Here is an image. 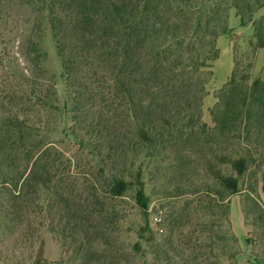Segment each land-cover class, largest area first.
<instances>
[{
  "label": "trees",
  "instance_id": "trees-1",
  "mask_svg": "<svg viewBox=\"0 0 264 264\" xmlns=\"http://www.w3.org/2000/svg\"><path fill=\"white\" fill-rule=\"evenodd\" d=\"M27 1L46 14L70 91L72 120L80 119L77 107L86 98L96 116L85 135L95 148L104 141L108 153L125 166L107 179L105 193L116 200L133 191L144 221L139 238L151 245L155 263L233 264L239 250L233 249L237 239L231 232L230 198L243 192H248L246 201L260 224L256 237L264 243V207L255 196L258 175L264 190V80L239 71L237 63L210 111L213 126L202 119L211 63L219 58L218 38L231 31L230 10L241 26L252 25V51L264 50V17L254 18L264 0ZM31 46L38 62L45 54L37 43ZM51 109L58 111L57 106ZM42 132L18 121L14 138L11 132L0 138V163L6 167L0 208L5 217L20 218L31 210L30 200H37L41 190L56 195L55 178L70 174L71 167L59 171V152ZM167 151L177 155L181 177L189 181L187 167L195 156L211 182H190L176 190L177 196L193 195L197 206L194 212L169 214L163 224L158 222L160 233L163 225L167 228L158 241L149 221L151 198L143 168L128 176L127 171L142 153L159 160ZM19 155L22 171L15 166ZM60 200L69 221L87 220L92 213L86 210L80 217L70 195ZM135 250L146 263L142 242ZM118 261L112 256L110 263ZM253 262L264 264V259L257 255ZM33 264L51 263L40 250Z\"/></svg>",
  "mask_w": 264,
  "mask_h": 264
},
{
  "label": "rangeland",
  "instance_id": "rangeland-1",
  "mask_svg": "<svg viewBox=\"0 0 264 264\" xmlns=\"http://www.w3.org/2000/svg\"><path fill=\"white\" fill-rule=\"evenodd\" d=\"M44 15L27 0H0V138L6 132L13 135V125L18 121L27 126L34 124L42 129L45 141L52 142L58 150L59 171L71 169L70 174L61 172L55 178L56 195L41 190L37 200H30L31 210L23 212L20 218L5 217L0 208V264H33L40 250L51 264H107L112 256L119 259V264H160L153 259L151 245L139 238L144 221L133 191L116 200L108 199L105 193L107 179L125 166L108 153L104 141L95 148L85 135L96 116L86 98L77 107L80 119L76 123L72 120L70 91ZM229 15L231 31L218 38L219 58L211 63L213 73L202 103V119L209 126H213L210 111L217 102V94L237 63L239 71L249 70L252 79L264 80V50L253 52L250 47V41H254L252 25L241 26L234 9ZM261 17L264 6L254 15L256 20ZM32 42L45 54L38 62L32 59ZM54 106L58 111L51 109ZM73 130L75 135H71ZM19 158L15 166L22 171V156ZM178 160L169 151L159 160H151L142 153L135 165L129 166L132 170L127 171L128 176L138 166L143 168L146 192L151 198L149 221L158 241L167 230L163 225L164 233H160L158 222L162 220L163 224L169 214L194 212L197 206L193 195L177 196L176 190L185 189L190 182H211L195 156L187 167L189 181L186 176L181 177ZM5 168L0 163V188ZM262 186L258 175L255 196L264 207ZM0 195L4 198L5 194ZM63 195H70L72 208L79 211L80 217L91 210L87 220H67L64 202L60 200ZM247 196L248 192H243L230 198L231 232L237 239L233 249L239 250L233 264H255L257 255L264 259V243L256 237L261 232L260 224ZM36 205L41 209L34 208ZM187 229L188 226L184 228ZM138 242H142L146 263L135 250Z\"/></svg>",
  "mask_w": 264,
  "mask_h": 264
}]
</instances>
